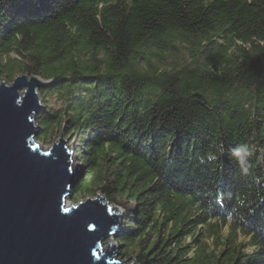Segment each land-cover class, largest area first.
<instances>
[{"label":"trees","instance_id":"obj_1","mask_svg":"<svg viewBox=\"0 0 264 264\" xmlns=\"http://www.w3.org/2000/svg\"><path fill=\"white\" fill-rule=\"evenodd\" d=\"M22 74L49 80L37 140L72 146V199L122 210L119 257L264 264V0H0Z\"/></svg>","mask_w":264,"mask_h":264},{"label":"water","instance_id":"obj_2","mask_svg":"<svg viewBox=\"0 0 264 264\" xmlns=\"http://www.w3.org/2000/svg\"><path fill=\"white\" fill-rule=\"evenodd\" d=\"M27 76L0 82V264H134L102 247L120 223L104 196L65 204L80 165L62 134L47 150L35 143L49 80Z\"/></svg>","mask_w":264,"mask_h":264},{"label":"rangeland","instance_id":"obj_3","mask_svg":"<svg viewBox=\"0 0 264 264\" xmlns=\"http://www.w3.org/2000/svg\"><path fill=\"white\" fill-rule=\"evenodd\" d=\"M23 75V74H22ZM16 76H21V75H15L14 77H16ZM13 77V78H14ZM30 76H27V78H29ZM38 78H40L39 76H37ZM41 80H44L43 78H40ZM1 81H5V83H10L11 81H12V79L11 80H9V79H7V78H1L0 79V82ZM44 82V81H43ZM45 85V84H44ZM43 85V86H44ZM38 98H39V96H38ZM39 101H40V98H39ZM45 101L47 102V104H49V103H52V102H54V100L51 98V97H45ZM40 105L42 106V102L40 101ZM41 106H40V108H41ZM60 134H62V133H60ZM60 134H58V135H53L52 136V138L50 139V141L49 142H41V141H38L37 140V138H36V141H35V143H37L38 144V147L39 148H41L42 150H47L48 148H49V146L51 145V143L52 142H54V141H57V138H58V136L60 135ZM62 137H63V139H66L65 137H64V135L62 134ZM67 140V139H66ZM67 145L70 147L71 145L70 144H68V140H67ZM73 149V148H72ZM74 154V153H73ZM74 156L75 155H73L72 157H71V159H72V162H71V165H72V168H74L76 165H77V163L80 165V163L79 162H77V160H76V156H75V158H74ZM82 167H81V165H80V169L78 170V172H77V174L75 175V181L77 180V178H78V175L82 172V169H81ZM73 187V186H72ZM72 187H71V191H72ZM72 194H73V192H72ZM73 197V196H72ZM72 197L71 198H69L68 196H66V199H65V204L66 205H71V204H76L77 202H79V201H85V198H82V197H80L79 199H76V200H73L72 199ZM90 198H93V197H90ZM105 201V199H103V202ZM109 204V203H108ZM112 208H113V206L114 205H112V204H109ZM116 207V206H115ZM111 208V209H112ZM110 211H115V212H120V217H119V219H118V222H120V218H121V216H122V210L119 208V207H116V209H114V210H110ZM119 227H120V223H119V226H118V229H119ZM118 232V231H117ZM117 232H116V234H117ZM114 237L115 236H107L104 240H103V244H102V247H103V249H106L107 247H108V245H109V247L107 248V249H110L111 248V245H113V246H115V250H116V252L118 251V249H119V246H118V244L117 243H115V241H114ZM108 241V242H107ZM118 253V252H117ZM129 260V263H131V258H128ZM134 264H136L134 261H132Z\"/></svg>","mask_w":264,"mask_h":264},{"label":"clouds","instance_id":"obj_4","mask_svg":"<svg viewBox=\"0 0 264 264\" xmlns=\"http://www.w3.org/2000/svg\"><path fill=\"white\" fill-rule=\"evenodd\" d=\"M241 151H242V147L241 148H238V149H236L235 150V152H234V154H235V156H237V157H239L240 156V154H241ZM100 196V195H99ZM97 197V196H96ZM88 198H90V197H88ZM93 198H95V197H93ZM118 231V230H117Z\"/></svg>","mask_w":264,"mask_h":264}]
</instances>
